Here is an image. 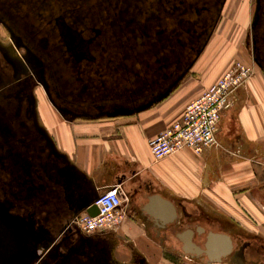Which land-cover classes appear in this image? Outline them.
Returning <instances> with one entry per match:
<instances>
[{
  "label": "crops",
  "instance_id": "0c3cea01",
  "mask_svg": "<svg viewBox=\"0 0 264 264\" xmlns=\"http://www.w3.org/2000/svg\"><path fill=\"white\" fill-rule=\"evenodd\" d=\"M186 70L171 92L116 115L90 108L71 115L47 99L38 101V189L34 196L25 194L26 217L16 222L19 230L27 228L33 208L37 233L31 245L32 240H8L9 248L16 244L21 253L14 260L10 251L6 264H32L37 256L31 247L49 248L43 257L55 253L43 264H201L177 251L189 229L264 244V75L253 70L236 90L220 115L216 146L200 154L183 148L154 160L148 140L180 118L186 104L224 72L210 77L200 70L194 78ZM114 184L127 197L116 227L91 234L67 227Z\"/></svg>",
  "mask_w": 264,
  "mask_h": 264
},
{
  "label": "flooded vegetation",
  "instance_id": "af4514ba",
  "mask_svg": "<svg viewBox=\"0 0 264 264\" xmlns=\"http://www.w3.org/2000/svg\"><path fill=\"white\" fill-rule=\"evenodd\" d=\"M88 1L0 0V19L47 63L50 83L44 88L45 99L71 115L84 108L164 95L165 85L194 65L206 48L225 0H91L92 7L84 5ZM260 7L251 48L264 71V0ZM87 9L110 29L104 31L102 25L95 26L98 23L93 26L98 30L89 26L94 19ZM45 19L46 24L34 31V24ZM29 76L35 79L37 72L16 62L0 45V202L7 203L11 196L17 223L26 217L25 194L34 196L38 189L41 159L42 139L32 118L38 113L37 102L35 106L22 91V81ZM27 219L33 236L37 233L33 208ZM195 235V244L202 247L206 234ZM232 241L230 254L217 263L202 254L184 255L182 247L177 251L201 264H264L261 241ZM10 251L14 260L20 259L17 245L9 248L1 237L0 264H6Z\"/></svg>",
  "mask_w": 264,
  "mask_h": 264
},
{
  "label": "rangeland",
  "instance_id": "374dc122",
  "mask_svg": "<svg viewBox=\"0 0 264 264\" xmlns=\"http://www.w3.org/2000/svg\"><path fill=\"white\" fill-rule=\"evenodd\" d=\"M260 4L261 0H225L220 11L216 27L211 34V38L194 65L190 66L188 70H186L187 72L189 71L188 74L193 75L194 78L198 76L196 72L200 70L209 74L210 77L214 73L220 74L222 69L225 71L232 62L239 60V57L238 59H234L236 55H243L244 59L246 58V62L244 61L245 63L251 65L255 72L259 71L264 75V71L256 63V60L253 57L251 48L255 24L259 18V12L261 8ZM84 5H89L92 7L93 3L91 0H89L88 4L86 3ZM87 10L88 14L91 15L92 19H94L93 21L90 20L89 23V26L93 27L94 23H98L97 15L93 12V10ZM100 14L101 16L103 15V13ZM98 17L100 16L98 15ZM46 22L47 21L45 19L42 22L34 24V31L37 30V28L45 25ZM97 25H99V27ZM101 25L102 30L104 31L109 28V26H104L101 23H98L95 26L101 28ZM115 26V31H119L120 29L118 28V25L115 24ZM98 28L94 29L98 30ZM19 29L21 33L25 34L22 28L19 27ZM0 30H3L2 36H0V45H3L7 48V50H9L11 58L37 72V77L35 78L36 80L32 76H29V78L22 81V91L27 97L33 99L34 105L36 106V102L38 104V101L45 99L44 88L49 89V70L48 68L45 70L47 63H44V61L41 60V57L38 55V50L33 51L30 49L28 44L24 41L22 36H20L17 30L6 25L1 19ZM217 56L219 59H216ZM225 65H227L226 69H224ZM183 75L184 74H182L181 77ZM176 82L177 80L167 83L162 94L165 95L175 89L173 86L176 85ZM140 100L142 99L137 101ZM137 101L122 102L117 106H105L106 108L104 106L90 107V109L92 108V110L101 111L103 114H108V112L113 111V114L116 115L117 113L123 112L124 110H129V108L133 107ZM32 118L35 126L37 129H39V124L36 117L33 116ZM10 206L11 203L9 202H0V238L3 237L5 242H8V240L9 242H13L16 239L28 241L32 240L29 241V244L31 245L34 241V238L29 232L30 229L28 226L27 228H21L20 230L17 228V220L11 214V212H9ZM22 221L24 223V220ZM31 248L37 256V258H34L32 264H34V262L35 264H43L45 258L50 257L53 259L55 256V253H53L51 250L47 255H45V257H43L49 248H42V251H36L35 247ZM186 264L188 263L186 262Z\"/></svg>",
  "mask_w": 264,
  "mask_h": 264
},
{
  "label": "built area",
  "instance_id": "2783aa9c",
  "mask_svg": "<svg viewBox=\"0 0 264 264\" xmlns=\"http://www.w3.org/2000/svg\"><path fill=\"white\" fill-rule=\"evenodd\" d=\"M252 75L250 66L234 61L214 83L186 104L180 118L148 140L153 159H163L183 148L200 154L204 149L216 146L217 124L222 111L231 106L236 90ZM126 199L121 185L114 184L93 200L91 206L97 208L95 216L79 214L67 227L74 226L84 234L111 231L123 217L121 208Z\"/></svg>",
  "mask_w": 264,
  "mask_h": 264
},
{
  "label": "water",
  "instance_id": "95a60500",
  "mask_svg": "<svg viewBox=\"0 0 264 264\" xmlns=\"http://www.w3.org/2000/svg\"><path fill=\"white\" fill-rule=\"evenodd\" d=\"M87 214L90 216H95L97 214V208L95 206H90L87 209ZM170 221L169 223L173 222ZM168 224V223H167ZM196 233H198L195 230ZM193 230H187L184 234V245L181 251L184 255H205L210 262H219L223 257L230 254L233 248V241L231 237L225 234H214L207 233L202 244V247L196 245L191 241L192 235L195 233ZM203 230L201 233L202 234Z\"/></svg>",
  "mask_w": 264,
  "mask_h": 264
},
{
  "label": "trees",
  "instance_id": "16d2710c",
  "mask_svg": "<svg viewBox=\"0 0 264 264\" xmlns=\"http://www.w3.org/2000/svg\"><path fill=\"white\" fill-rule=\"evenodd\" d=\"M36 217V216H35Z\"/></svg>",
  "mask_w": 264,
  "mask_h": 264
}]
</instances>
